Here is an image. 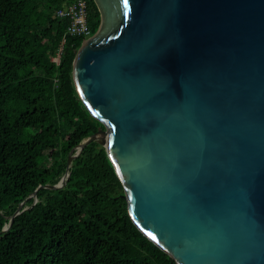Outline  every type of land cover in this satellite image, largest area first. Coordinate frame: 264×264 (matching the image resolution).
Returning a JSON list of instances; mask_svg holds the SVG:
<instances>
[{
	"label": "water",
	"instance_id": "obj_1",
	"mask_svg": "<svg viewBox=\"0 0 264 264\" xmlns=\"http://www.w3.org/2000/svg\"><path fill=\"white\" fill-rule=\"evenodd\" d=\"M77 94L134 226L175 264H264V0H93Z\"/></svg>",
	"mask_w": 264,
	"mask_h": 264
},
{
	"label": "trees",
	"instance_id": "obj_2",
	"mask_svg": "<svg viewBox=\"0 0 264 264\" xmlns=\"http://www.w3.org/2000/svg\"><path fill=\"white\" fill-rule=\"evenodd\" d=\"M72 0H0V264H175L132 223L123 189L99 141L68 154L100 126L72 77L82 39L63 34L56 11ZM91 35L100 23L86 0ZM60 50L59 63L52 61Z\"/></svg>",
	"mask_w": 264,
	"mask_h": 264
},
{
	"label": "built area",
	"instance_id": "obj_3",
	"mask_svg": "<svg viewBox=\"0 0 264 264\" xmlns=\"http://www.w3.org/2000/svg\"><path fill=\"white\" fill-rule=\"evenodd\" d=\"M86 0H72L69 4L62 6L56 11V16L68 20V26L63 34L61 44L66 36L84 39L90 32L86 18ZM60 50L52 61L59 63Z\"/></svg>",
	"mask_w": 264,
	"mask_h": 264
},
{
	"label": "snow or ice",
	"instance_id": "obj_4",
	"mask_svg": "<svg viewBox=\"0 0 264 264\" xmlns=\"http://www.w3.org/2000/svg\"><path fill=\"white\" fill-rule=\"evenodd\" d=\"M125 3H127V0H125Z\"/></svg>",
	"mask_w": 264,
	"mask_h": 264
}]
</instances>
